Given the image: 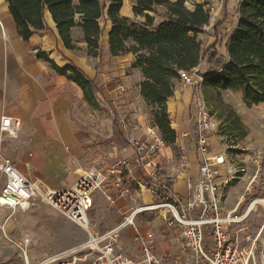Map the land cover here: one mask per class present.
Listing matches in <instances>:
<instances>
[{
    "label": "crops",
    "instance_id": "0c3cea01",
    "mask_svg": "<svg viewBox=\"0 0 264 264\" xmlns=\"http://www.w3.org/2000/svg\"><path fill=\"white\" fill-rule=\"evenodd\" d=\"M205 1L185 0L184 6L193 9L195 4L205 3V8L207 3ZM240 2L241 0H222L218 7V21L223 22V38L222 45L219 46L218 53L212 61L218 58L220 60L211 69L208 65L212 62L207 64L206 76L219 71L227 59L226 44L236 27L237 8ZM132 5L131 0H123L120 14L133 21L142 22L144 17L135 16ZM155 9L158 11L156 15L152 13L154 11L148 12L153 16V27L162 21L167 13L166 7L162 5L154 6L153 10ZM44 21L46 28L35 31L25 41L17 34L7 3L0 0V116L8 115L21 123L17 136L5 138L0 141V146L3 153L13 160L15 167L28 179L50 188L69 187L85 171H91L99 179H104L102 187L108 189L114 203L109 204L99 190L95 191L89 217L97 223L96 228L99 231L108 230L121 223L124 214H128L129 211L125 209L127 204L131 205V209L151 200L149 191L146 188L140 189L137 185L147 179L141 169L133 167L130 174L124 172L126 170L121 173L120 169L121 160H132L133 146L137 141L126 137L115 127L102 138L82 128L74 114L83 97L81 88L66 76L57 73L48 62L37 58L36 52L38 50L45 52L60 68L69 62L73 63L89 78L94 79L95 83L103 81L96 74V66L100 60H105L107 64L102 68V75L117 78L116 80L124 85L121 84L123 91L129 86L138 85L143 79L142 73L132 67L133 54L117 56L110 54L108 46L110 21L105 14L99 20L103 26L100 37L101 59L87 55L80 27L71 29L75 49H67L63 46L48 11L44 13ZM211 34L212 29L197 35L199 40L202 39L201 35H205L204 40H200L201 46L214 40ZM202 66L203 64H199L197 69H201ZM107 93L110 95L108 97L115 98L127 95V92L117 95L111 88L107 89ZM190 101L191 89L181 84L176 86L172 96L167 100V111L176 138L174 143L162 145L153 159V162L164 170L159 178L161 180L171 178L173 192L182 196L187 193V178L194 176L198 170L192 141L181 137V133L191 126ZM258 105L264 108V102ZM102 140H106V143ZM174 146L179 148L175 150ZM256 152L259 151L253 154ZM130 163L133 164V161ZM115 176L122 179L123 184L119 188L113 186ZM230 189L235 192L234 188ZM230 209L232 207L228 210ZM1 210L2 214H6L7 210L4 217L6 222L16 211L11 212L7 208ZM23 237L25 236L19 239ZM125 253L135 255L137 251Z\"/></svg>",
    "mask_w": 264,
    "mask_h": 264
},
{
    "label": "built area",
    "instance_id": "2783aa9c",
    "mask_svg": "<svg viewBox=\"0 0 264 264\" xmlns=\"http://www.w3.org/2000/svg\"><path fill=\"white\" fill-rule=\"evenodd\" d=\"M221 3L222 0L206 3L207 21L200 27L204 33L217 23ZM196 72L197 69L179 71L177 78L183 87L191 89V126L181 133V137L192 141L198 162L197 173L186 180V195L173 192L171 178L161 180L156 176L158 169L153 159L163 140L155 128L148 127L146 146L138 143L133 146V164L130 160H121L119 164L121 173L126 170L124 172L130 174L133 167L141 169L147 180L137 185L149 191L151 200L131 208L124 221L111 229L99 231L97 223L89 217L95 191L99 190L109 204L114 203L108 189L102 187L104 179L85 171L69 187L50 188L28 179L0 146V208L14 212L28 209L34 202H41L74 223L85 234V239L80 243L40 258L35 264H264V194L250 198L242 212L238 211L260 174L262 153L256 152L251 156L253 171L251 176H247L248 186L232 209L225 210L223 188L245 169L236 162H230L223 151L211 148L210 137L216 121L202 93L203 77ZM20 127L17 119L0 116V141L16 137ZM113 182L116 188L123 184L119 176H115ZM257 206L261 207L258 226L251 236L243 235L244 227L241 224ZM146 211H160L166 225L179 232L182 245L180 254L157 255L155 235L150 231L140 233L135 225V220ZM127 225L134 231L135 255L123 252L120 247L121 231ZM4 237L20 253L22 264H31L28 256L30 238L25 236L17 240L5 233Z\"/></svg>",
    "mask_w": 264,
    "mask_h": 264
},
{
    "label": "trees",
    "instance_id": "16d2710c",
    "mask_svg": "<svg viewBox=\"0 0 264 264\" xmlns=\"http://www.w3.org/2000/svg\"><path fill=\"white\" fill-rule=\"evenodd\" d=\"M131 1L133 14L143 16L142 22L120 14L123 0H5L17 34L23 40L27 41L35 31L46 28L44 13L48 11L65 48L75 49L71 29L80 27L87 55L99 59L103 31L99 20L105 14L110 21V54L134 55L132 67L139 69L143 77L138 85L140 95L153 108L152 122L163 141L172 144L176 132L171 128L166 109V101L173 94L172 81L178 78L179 71L193 70L217 55L223 38V22L219 20L212 27L214 40L201 46L197 35L203 33L200 27L207 21L205 3H197L193 9H188L184 6L185 0ZM156 5L166 7L167 13L153 27V16L148 12ZM226 47L227 59L223 66L213 74L202 76V86L238 91L247 106L264 102V0H241L237 24ZM36 57L75 82L83 97L92 101L94 80L80 68L71 62L60 68L40 50Z\"/></svg>",
    "mask_w": 264,
    "mask_h": 264
},
{
    "label": "rangeland",
    "instance_id": "374dc122",
    "mask_svg": "<svg viewBox=\"0 0 264 264\" xmlns=\"http://www.w3.org/2000/svg\"><path fill=\"white\" fill-rule=\"evenodd\" d=\"M205 2L210 3L211 0ZM153 11L154 15L158 12L156 9ZM200 38L203 41L205 35H201ZM219 60V58L214 61L211 60L212 63L208 65V68H213ZM106 64L105 60H100L96 66V74L103 81L98 83L94 81L95 91L92 101L89 102L82 97L74 114L77 116L82 128H86L98 138L107 135L115 127L117 130L122 131L126 137L134 138L138 144L146 146V130L148 127L155 128L156 133L160 135L159 130L152 122L153 108L138 92L139 84L136 86L134 84L121 91L122 82L117 81V78L102 75V68ZM207 64L203 63L201 69H197V66L194 68L197 69L198 76L205 75ZM172 84L173 90L176 86H180L177 79H173ZM108 88L114 90L117 95H123L125 92H127V95H123L122 98L108 97L110 96L107 95ZM202 93L207 107L216 121L215 130L210 138L211 148L215 151H223L230 162H236L245 169L244 173H239L236 179L223 188V208L225 210L234 206L238 198L244 193L245 187L248 186L249 179L247 175L251 176L253 171V167L249 163L253 152L259 151L262 153L260 174L252 183L249 195L244 197V201L238 207V211L242 212L250 198L261 197L264 194V108L258 104L245 105L241 94L234 90H216L208 86H202ZM234 114L236 117H234ZM170 125L172 128L171 119ZM102 142L106 143V140H102ZM162 145H166V143L163 141ZM162 145L161 147H163ZM173 148L176 150L179 147L174 146ZM234 155L238 157H234ZM157 169L156 176L160 177L164 170L160 166H157ZM230 188H234L235 192L231 191ZM136 203H138V199ZM130 206L127 204L126 211H129ZM1 209L0 264H22V256L6 241L4 233L14 239H19L22 236H28L31 239V244L28 246V256L31 264H35L42 257L72 247L85 238L84 232L78 226L44 203L34 202L28 209H20V213L17 209L7 222L4 218L7 215V210L6 214H2ZM260 216L261 207L257 206L255 211L251 212L241 224L244 227L243 235L251 236L255 232ZM135 225L140 233L150 231L155 235L157 255L181 253L180 234L166 225L160 211L144 212L135 220ZM133 234V229L128 225L121 231L119 243L123 252L136 253L137 246L133 242Z\"/></svg>",
    "mask_w": 264,
    "mask_h": 264
}]
</instances>
